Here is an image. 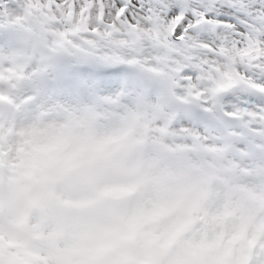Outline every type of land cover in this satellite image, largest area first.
Returning <instances> with one entry per match:
<instances>
[{
	"label": "snow or ice",
	"instance_id": "6c2138e0",
	"mask_svg": "<svg viewBox=\"0 0 264 264\" xmlns=\"http://www.w3.org/2000/svg\"><path fill=\"white\" fill-rule=\"evenodd\" d=\"M0 42V78L146 109L168 143L264 178V0H3Z\"/></svg>",
	"mask_w": 264,
	"mask_h": 264
},
{
	"label": "rangeland",
	"instance_id": "374dc122",
	"mask_svg": "<svg viewBox=\"0 0 264 264\" xmlns=\"http://www.w3.org/2000/svg\"><path fill=\"white\" fill-rule=\"evenodd\" d=\"M17 79L18 82L7 84L5 89L0 87V96L11 100L16 108L18 104L26 103L23 97L16 102L13 93H17L20 89L17 84L26 81L27 75L22 71ZM31 91L27 87L25 92ZM104 101L101 100L102 103ZM62 103H69L70 107L86 106L88 109L77 113L72 108L63 110V105L52 103L39 111L40 105L31 116L20 120L18 130L9 132L12 144L10 146L8 141L5 160L0 161L5 171L1 193L8 213L5 214L4 210L0 212V227L7 230V234L4 230L0 233V262L5 264H26L28 259L37 256L45 264H108L106 258L96 262V253L86 242L89 231L85 224L75 215L53 210V193H45L51 196L46 202H43L44 197L36 199L38 195L37 191L32 192L30 170L43 171L46 162L74 145L115 143L126 148L120 139L121 119L128 113L134 116L135 112L108 107L100 109L99 106L104 104L98 99H91L90 103L87 101L89 107L81 99L75 102L66 99ZM133 126L137 140L138 127L148 129L149 149L146 153L142 149L137 152L146 159L149 168L156 171L157 184L166 186L171 192L167 198L159 196L152 202L156 219L164 231V246L172 242L175 235L184 236L186 230L193 231V226L186 228L185 223L189 219L197 221L198 210L201 209L202 218L196 229L202 230L208 243L204 251L207 264H239L247 245L253 246L255 256L258 255V248L264 249V211L260 207L258 180L255 183L248 181L236 172L235 166L206 149L164 141L163 129L157 125L150 127L148 117L142 122L134 121ZM133 146L127 148L133 150ZM36 181L38 189L43 188L40 181ZM131 186L138 191L135 197H141L135 184L123 185V195ZM193 189L195 195H192ZM129 198L132 199V196ZM26 203L36 209L29 221ZM260 241H263L261 245L258 244ZM164 246L157 245L151 250L144 264H151L148 258L152 257L158 264L165 253ZM193 254L191 250L184 253V260L195 264L191 260Z\"/></svg>",
	"mask_w": 264,
	"mask_h": 264
},
{
	"label": "clouds",
	"instance_id": "9594fccd",
	"mask_svg": "<svg viewBox=\"0 0 264 264\" xmlns=\"http://www.w3.org/2000/svg\"><path fill=\"white\" fill-rule=\"evenodd\" d=\"M133 111L155 118L146 109ZM135 139L133 132L123 143ZM43 169H33L32 175L53 193V210L75 215L87 226L86 242L96 254L113 264H144L151 250L164 246L152 208L160 195L157 173L139 152L115 143L74 145ZM125 184L137 185L144 195L125 199Z\"/></svg>",
	"mask_w": 264,
	"mask_h": 264
},
{
	"label": "bare ground",
	"instance_id": "6f19581e",
	"mask_svg": "<svg viewBox=\"0 0 264 264\" xmlns=\"http://www.w3.org/2000/svg\"><path fill=\"white\" fill-rule=\"evenodd\" d=\"M17 77H14L13 79H8V78H0V80L3 82L2 86L0 85V87L2 89L6 88V85L9 83H14V82H18ZM28 81V78H27ZM27 81L26 82H22V83H18L17 85L20 87V89L17 91V93H13L14 98H16L17 100H19L20 98H26L27 102L25 104H18V114L17 116L15 115V113L11 112V114H4V117L0 119V161H4L5 160V154H6V146L8 144L9 141V135H10V130H13L14 132L16 130H18V124L20 123V120L24 119L25 117H29L32 114V111L36 110L37 108H39V106L41 105V107L39 108V111H43L44 109L48 108V106H50V104L55 103V102H59L61 101L62 97H58V96H53V95H38L36 93H34L33 91L31 92H25L27 89ZM4 86V87H3ZM74 102L76 101V99H72ZM86 103L87 101L90 103V100H84ZM48 102H52V103H48ZM81 103V102H80ZM61 105L64 106L63 110H66V108H72L74 110V112H83L86 109H88L86 106H79L76 105L74 107H70L69 103H61ZM88 105V103H87ZM89 107V105H88ZM118 108V106L116 107ZM115 110V109H114ZM15 111V110H14ZM1 112V111H0ZM143 113H139V112H135L134 116H131L128 114H126V117H123L121 119L122 122V129H121V133L122 136H120L121 142L123 143L125 140H127L128 136L135 132V128L133 126V122L134 121H138V122H142L145 117L144 114L141 115ZM148 123L149 125H155L156 121L155 118H149L148 117ZM148 136V134H147ZM149 137H147V141H148ZM10 146L12 144L11 141H9ZM134 145V146H133ZM123 146L126 147L125 149H128L127 146H133V150L138 151L139 146H138V142L137 139H135V142L131 145H126L123 143ZM176 156H179L178 154ZM5 173V171L2 172L1 175H3ZM30 173H32V170H30ZM32 175V174H31ZM33 176V175H32ZM40 181V184L43 185V188L38 189V187L36 186L37 181L35 179V177L33 176L31 178V187H32V192L37 191L36 195H38L36 197L37 200H39V197L42 199L43 197V202H46L47 199H50L51 196L50 195H46L47 194H51V192H49L48 188H47V184L45 181L42 180H38ZM159 186V185H158ZM3 185L0 186V212H3V210L5 211V214H8L6 212V202L3 198V195L1 193V191L3 190ZM127 193L124 195L125 199H130L129 197L132 196V198H134L135 196L138 195V191L137 189H134L131 186V189H126ZM140 192V191H139ZM159 193H160V197H168L171 195V192L167 189L166 186L162 185L159 186ZM141 195H144L143 193L140 192ZM26 207H29V214L27 216V221H29L30 217L32 215L35 214L36 209L34 208V205L32 206L30 203H26L25 205ZM263 208V207H261ZM205 209V206L203 207V210ZM201 210V209H200ZM198 210V219L197 221H195V223L193 224V227L191 230L193 231H189L186 230L184 236H180V235H175L174 239L172 242H170L169 244H165L164 246V251L168 250L171 251L173 248H176V250H178L180 256H182L184 258V253H187L188 251H193L194 254L192 255L191 260L194 261L195 264H207V262L205 261V255H204V251L205 248L208 246V243L206 240H204V235L202 234V230H198L196 229V225L198 223V221L202 218V211ZM260 210V209H259ZM261 211V210H260ZM202 212V213H201ZM8 217V216H6ZM1 225V223H0ZM251 227V225H249ZM185 227H187V225L185 224ZM184 227V228H185ZM4 230L7 234V230L4 227H0V233L4 232L2 231ZM194 230H196V233H192L194 232ZM200 232V236L196 237L197 234ZM253 237H256L255 235H252ZM241 239H238V241H240ZM257 240V239H256ZM258 240H260L258 238ZM17 242V241H16ZM263 241H260L258 244L261 245ZM15 246V245H14ZM256 249V248H255ZM29 254L31 255V252H29ZM232 256H234V252H232ZM255 257V256H254ZM253 257V258H254ZM96 262L98 263V261L102 260L103 258L105 259V257L96 254L94 256ZM161 258V257H160ZM252 258V259H253ZM248 257H246V259L243 261V263L248 261ZM27 260V259H26ZM149 262L151 264H157L156 259L152 258H148ZM108 264H113L112 261H109L107 259ZM45 264V261L43 259H40L37 257L35 258H30L26 261V264ZM0 264H5L4 261L0 262ZM186 264H192L191 261H186Z\"/></svg>",
	"mask_w": 264,
	"mask_h": 264
}]
</instances>
